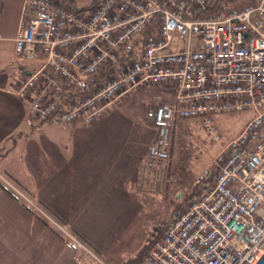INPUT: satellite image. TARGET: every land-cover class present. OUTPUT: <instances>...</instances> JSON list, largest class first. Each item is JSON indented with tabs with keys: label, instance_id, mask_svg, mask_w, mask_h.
Instances as JSON below:
<instances>
[{
	"label": "built area",
	"instance_id": "1",
	"mask_svg": "<svg viewBox=\"0 0 264 264\" xmlns=\"http://www.w3.org/2000/svg\"><path fill=\"white\" fill-rule=\"evenodd\" d=\"M15 53L40 62L20 69L16 95L55 125L91 123L134 91L170 84L174 101L146 114L157 137L140 176L154 188L182 123H198L214 147L223 140L216 115L253 109L196 174V199L171 215L142 263L264 264V0H99L87 10L25 0Z\"/></svg>",
	"mask_w": 264,
	"mask_h": 264
},
{
	"label": "crops",
	"instance_id": "2",
	"mask_svg": "<svg viewBox=\"0 0 264 264\" xmlns=\"http://www.w3.org/2000/svg\"><path fill=\"white\" fill-rule=\"evenodd\" d=\"M24 1L0 0V264L100 263L85 260L60 227L83 236L105 264L133 263L150 243L142 242L136 225L160 194L144 195L138 186L156 125L145 112L66 125L34 119L30 99L15 93L20 69L40 63L15 53ZM149 88L166 89L174 101L170 84ZM176 164L172 158L168 177L177 174ZM4 184L51 210L60 227L46 225Z\"/></svg>",
	"mask_w": 264,
	"mask_h": 264
},
{
	"label": "rangeland",
	"instance_id": "3",
	"mask_svg": "<svg viewBox=\"0 0 264 264\" xmlns=\"http://www.w3.org/2000/svg\"><path fill=\"white\" fill-rule=\"evenodd\" d=\"M68 4L71 2L78 10L89 9L96 0H65ZM30 65V64H28ZM153 86V85H152ZM167 90L163 88L141 89L130 93L123 98L115 107H110L100 118L121 120L125 116L132 114L137 118H143V113L160 103L168 102L169 98L166 94ZM126 116V117H127ZM254 116L253 109H244L239 111L221 113L215 116V121L223 135L222 145H226L230 140L235 138L247 122ZM222 145L210 146L209 141L205 136V132L201 126L194 121H185L180 128L174 133L173 148L171 157L174 158L176 164L175 177H168V169L162 186H149L140 176L141 167L147 164L148 158L140 164L138 186L144 195L153 193L156 194L158 200L153 202L151 208L144 207V214L138 221V233L141 235V240L145 244L148 243L141 257L134 261L126 262L125 264H143V258L149 245L159 237L163 236L165 224L171 218L174 211L185 209L197 197V186L194 184L196 174L202 168L211 163L213 156L221 149ZM23 197L38 209L43 215L48 217L55 225L59 223L50 216L39 204L29 201L26 196ZM162 197V198H161ZM59 226V225H58ZM143 238V239H142ZM138 240V241H137ZM135 241V244L140 242V238ZM85 245V244H84ZM81 247V246H80ZM85 259L84 249L80 252ZM95 257L85 259L93 262L105 264L99 255L95 253Z\"/></svg>",
	"mask_w": 264,
	"mask_h": 264
},
{
	"label": "trees",
	"instance_id": "4",
	"mask_svg": "<svg viewBox=\"0 0 264 264\" xmlns=\"http://www.w3.org/2000/svg\"><path fill=\"white\" fill-rule=\"evenodd\" d=\"M99 0H96L95 1V3L93 4V5H95L97 2H98ZM72 4V3H71ZM73 5V4H72ZM92 5V6H93ZM91 6V7H92ZM73 7H74V5H73ZM4 186L6 187V189L8 190V192L14 197V198H16L17 200H19V201H21L24 205H25V207L30 211V212H32L34 215H36L40 220H42L46 225H48V226H50V227H52L53 229H56V227H55V225H54V223H52V221L49 219V218H47L45 215H43L40 211H38V209L36 208V207H34L33 205H32V203H29L21 194H19L18 192H16V191H14L11 187H9V186H7L6 184H4ZM46 206H44V208H45ZM46 210H48V212L50 213V211H49V209L46 207ZM50 214H52V213H50ZM53 216V215H52ZM56 217V216H55ZM57 218V217H56ZM58 222V221H57ZM168 222V221H167ZM59 223V222H58ZM63 223V222H62ZM59 224H61V223H59ZM167 224V223H166ZM165 224V225H166ZM63 232V231H62ZM61 231H60V234H61V236H63L64 238H65V235H64V233H62ZM78 239L83 243V244H85L86 246H88L89 248H90V246H89V243H88V241L83 237V236H81V235H78ZM70 243V245H72L73 247H75L76 248V250H78V251H82V248L76 243V242H73V241H71V242H69Z\"/></svg>",
	"mask_w": 264,
	"mask_h": 264
}]
</instances>
